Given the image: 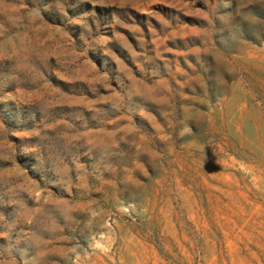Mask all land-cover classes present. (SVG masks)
Returning a JSON list of instances; mask_svg holds the SVG:
<instances>
[{
	"label": "rangeland",
	"instance_id": "1",
	"mask_svg": "<svg viewBox=\"0 0 264 264\" xmlns=\"http://www.w3.org/2000/svg\"><path fill=\"white\" fill-rule=\"evenodd\" d=\"M0 264H264V0H0Z\"/></svg>",
	"mask_w": 264,
	"mask_h": 264
}]
</instances>
